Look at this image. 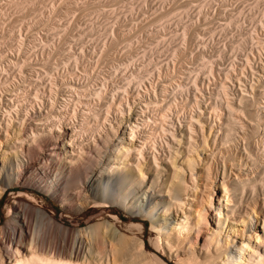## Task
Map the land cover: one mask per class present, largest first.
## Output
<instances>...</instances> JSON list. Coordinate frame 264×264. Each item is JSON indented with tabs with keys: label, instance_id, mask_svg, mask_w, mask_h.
I'll list each match as a JSON object with an SVG mask.
<instances>
[{
	"label": "bare ground",
	"instance_id": "bare-ground-1",
	"mask_svg": "<svg viewBox=\"0 0 264 264\" xmlns=\"http://www.w3.org/2000/svg\"><path fill=\"white\" fill-rule=\"evenodd\" d=\"M10 85L0 81V89ZM225 85L203 99L139 96V110L118 103L112 120V103L97 110L81 94L56 108L50 95L45 100L32 89L29 99L30 92L14 89L23 94L17 90L0 107V199L13 186L30 185L67 211L107 208L104 183L121 173L127 185L147 179L169 197L166 212L175 219L152 224L149 244L143 224L130 223L128 238L105 239L113 260L103 261L99 249L100 256L92 246L86 251L93 227L68 229L42 207L15 204L0 226V264H264V93L251 86L250 96H231ZM152 213L130 216L145 220ZM152 244L160 255L149 250Z\"/></svg>",
	"mask_w": 264,
	"mask_h": 264
},
{
	"label": "rangeland",
	"instance_id": "rangeland-1",
	"mask_svg": "<svg viewBox=\"0 0 264 264\" xmlns=\"http://www.w3.org/2000/svg\"><path fill=\"white\" fill-rule=\"evenodd\" d=\"M0 78L11 83L0 89V107L11 104L16 88L30 92L29 99L35 91L45 100L50 95L56 108L82 94V101L97 110L112 103L111 120L118 103L139 110L141 97L149 95L203 99L217 94L222 83L231 96H250L251 86L264 93V0H0ZM87 108L78 106V115ZM101 151L96 165L104 159ZM121 177L115 173L104 183L109 207L86 206L80 212L65 210L33 186L11 185L0 199V226L7 222L8 207H42L68 229L93 227L85 237L86 251L92 246L104 252H98L101 260L112 261L115 239L130 236L127 225L146 223L149 244L155 237L152 224L175 219V212H166L169 197L158 194L147 179L127 185ZM150 210L145 220L130 216ZM132 248L131 253L137 250ZM149 250L160 255L153 244Z\"/></svg>",
	"mask_w": 264,
	"mask_h": 264
},
{
	"label": "trees",
	"instance_id": "trees-1",
	"mask_svg": "<svg viewBox=\"0 0 264 264\" xmlns=\"http://www.w3.org/2000/svg\"><path fill=\"white\" fill-rule=\"evenodd\" d=\"M0 204H1V202H0ZM117 215H119L121 218H122V215L118 212L117 213ZM143 225L146 227L147 226V224L146 223H143Z\"/></svg>",
	"mask_w": 264,
	"mask_h": 264
}]
</instances>
